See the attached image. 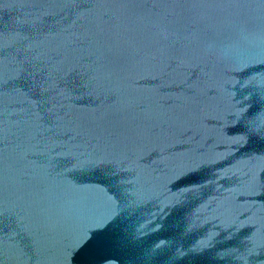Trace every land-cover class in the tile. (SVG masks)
Wrapping results in <instances>:
<instances>
[{
	"label": "water",
	"instance_id": "1",
	"mask_svg": "<svg viewBox=\"0 0 264 264\" xmlns=\"http://www.w3.org/2000/svg\"><path fill=\"white\" fill-rule=\"evenodd\" d=\"M0 264H264V0H0Z\"/></svg>",
	"mask_w": 264,
	"mask_h": 264
}]
</instances>
